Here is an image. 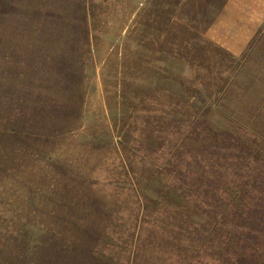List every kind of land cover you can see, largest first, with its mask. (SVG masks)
I'll return each mask as SVG.
<instances>
[{"label":"rangeland","instance_id":"374dc122","mask_svg":"<svg viewBox=\"0 0 264 264\" xmlns=\"http://www.w3.org/2000/svg\"><path fill=\"white\" fill-rule=\"evenodd\" d=\"M225 0H0V264H264V25Z\"/></svg>","mask_w":264,"mask_h":264},{"label":"crops","instance_id":"0c3cea01","mask_svg":"<svg viewBox=\"0 0 264 264\" xmlns=\"http://www.w3.org/2000/svg\"><path fill=\"white\" fill-rule=\"evenodd\" d=\"M264 25V0H225L208 34L217 45L240 54Z\"/></svg>","mask_w":264,"mask_h":264}]
</instances>
